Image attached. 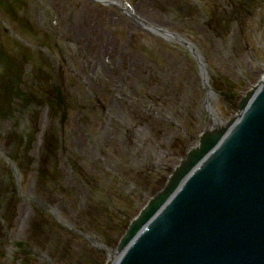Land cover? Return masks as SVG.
Here are the masks:
<instances>
[{"label":"rangeland","instance_id":"1","mask_svg":"<svg viewBox=\"0 0 264 264\" xmlns=\"http://www.w3.org/2000/svg\"><path fill=\"white\" fill-rule=\"evenodd\" d=\"M113 1L119 4L117 3L115 7L103 4L101 6V2L99 1L98 3L97 0H0V25H3L2 28H10L8 32H12V34L18 32V35H7L3 31L4 36L0 37V105L3 107L0 109V115H5V117L4 115L0 117V137L5 139L6 147L3 148L0 145V203L5 205L3 208L7 211L1 209L5 213L0 212V264H10L8 262L9 258H13V264H20L19 259L20 256L21 258L23 257V252H19L18 248L21 247L17 246V242L22 237H26L24 230L21 231V229L26 228L25 223H28V220L30 222H38L47 227L48 234L50 238L52 237V246L48 244V239L50 238H44L45 244L51 248L48 251L49 253H47V257L51 256L52 264H58L59 262L62 264H98L99 261L97 260L100 258L95 259L89 256L90 249L92 247L96 249V244L92 242L96 240L100 242L97 244V248L103 247L101 248L103 250L101 252V249L98 248L95 253L98 257L102 256L104 258L106 251L116 248L117 238L121 237L126 231L123 225L127 227L129 223L127 219L130 220V214L127 212L131 213L141 202L139 197H130V190H128L130 172L125 179L119 177V179L112 181L110 184H105L108 183L105 180L107 176L115 175L114 171L117 170H114L115 166L125 171L122 167L123 155L119 154V152L120 143H125V141L120 139L124 140L126 133L121 128L118 129L117 126L112 125L111 131L116 139V142H113L105 140V137H100L101 133L98 134V132L85 129L91 127V119H93L96 108L100 109L104 106L96 104H100V99L95 97V93L98 94L99 91L91 90L90 92L89 83L95 87L98 86L99 82L102 83L101 87L98 86V88L101 89L102 94L106 95H102L105 103L109 101L112 93L117 91V95H114L119 96V93H122L119 91H123V96L117 100L119 106H116V109L119 114L122 111L126 119L130 118V112L132 111L127 105V100L129 99L127 97L124 98L127 94H130V99H136L134 95L139 90L141 98H144L145 95L150 102L159 103L167 95L164 92L165 89L183 92V87H185L187 91H190L186 86L185 75L187 74L182 67L185 64L184 55L180 51L172 49L171 46L146 36L139 31H135L130 39V28H127L129 26L125 22L126 20L122 19L124 10L122 7L125 5L130 9V0ZM131 1L142 2L139 13L143 15L150 13L151 21L154 24H160V26L164 27L161 20H167L169 22L167 25L169 26L165 27L177 30L185 36L193 38L208 60H212L217 64L219 56L222 57V52L216 51L220 40L209 32L202 22H199L200 11L194 4V0H173L174 4L188 8L193 15L195 14V17L190 19H184L173 14L171 5L167 6V9L171 12L161 13L156 7L159 8L163 0ZM166 1L170 2V0ZM120 6L122 9H120ZM173 7L175 8L174 5ZM222 7L225 9L224 4ZM5 9L15 12L16 15L20 13L21 17L19 16V20L21 18L30 20V24L34 29L38 30L35 32L36 35L30 34V36L23 39L20 31L23 26L19 25L18 15L16 19H13V27H9L7 22L1 20ZM39 20L43 21L38 22ZM251 21L252 26L255 25V27L251 31V24H246L251 33L250 38L249 36L247 38L248 41L246 42L245 39L236 36L240 40L238 46L242 45L240 53L237 52L235 55V58L240 57L235 62L237 67L233 68L231 66L233 60L228 64L232 68L230 71H233L236 76L233 78L240 85L245 84L244 81L246 80H255L254 77L259 71L257 69L259 67L262 69L263 67L261 66L264 65V9L263 13H257L254 20ZM40 27L44 31H39ZM40 32L44 36L39 35ZM124 34L130 40V46L127 44V39L126 41L123 40L124 44H119L118 40ZM24 40L30 41L33 48H27ZM63 40L67 41V48L62 47L61 42ZM109 44L115 46V48L113 49L112 46V48H109ZM245 45L248 46L246 47ZM148 46L152 50L146 48ZM229 47L232 48V45L229 44ZM49 55L53 62L51 64L47 63ZM131 59L139 60V65L135 69L130 66ZM170 61L173 62V65L170 66V70L173 69L171 72L177 73L174 76L175 78L169 77L168 63ZM134 63L137 62L135 61ZM186 63L190 67V76H195L197 79V74L191 64L187 61ZM219 64L222 65L221 61H219ZM119 71L121 74L118 75ZM130 71L133 73L132 76H130ZM160 74H166V80L162 81ZM218 74L219 76L222 75L221 71H218ZM137 79L138 83H134L133 81ZM143 80L145 82H142ZM144 83L145 85H143ZM135 84L138 86H135ZM23 85L28 91L32 90L36 97L42 101L43 105L48 104L47 101L52 98L60 102L57 105L61 107L60 110L58 107H54L46 113L45 109H43L38 112V119L35 121L39 128H44L42 121L46 119L44 125L46 126L45 130H48L51 123L57 125V120H53L51 113L56 112V117L63 114L64 123L60 125L61 128H57L58 132L64 133L63 138L58 140L59 146L62 147L60 148L61 151L66 152L68 150V141L73 136H81L83 132L85 133L82 136L83 139L80 142V146L78 148L73 147L75 150L72 149L71 154L75 156L74 158L79 159L80 166L85 165L84 170L78 165V162L73 160L67 162L68 158L72 156L65 155V153L59 155L63 158L61 161L58 160L55 165H48L39 158L40 147L38 144L31 147L24 144L28 152L24 154V161H22L23 157L20 153V147L23 143L18 140V135L21 133H24L25 136L29 134L26 128L22 127L23 125L17 124L16 119L20 116L9 111V107L14 108L15 111H17V107H26L24 100L19 99V101L17 99L18 101L11 103V98L13 99V96L16 97L17 95L18 87ZM130 85H134L135 88ZM126 87H130V91ZM192 90L197 91V98L194 99V102L196 104L200 103L199 79L198 82L195 81ZM179 94V92L172 93L176 97ZM185 102L188 104L186 100ZM62 108L63 112H60ZM105 108L104 110H106ZM196 109L200 115L199 104ZM108 112L112 115L110 108ZM44 114H46V117H44ZM103 119L104 117L101 118V120ZM176 119H179V115ZM183 121L185 120L179 119L182 126H187V123H183ZM126 122H129L128 119ZM32 124L31 122L30 125L32 126ZM14 126L16 129H14ZM162 132L164 133L165 131ZM106 137L109 138L110 136ZM128 137L130 138V134H128ZM14 138L17 141V145L14 142ZM28 138L29 136L26 139ZM97 144L100 145L99 148ZM66 145L68 146L66 147ZM97 149L100 150V153L99 150L96 151ZM30 152L33 156H31ZM46 152L50 154L49 151ZM53 152L56 153V149ZM76 152H78L77 156L79 157L75 155ZM91 157L92 160H90ZM86 164H90V166ZM36 169H41L42 173L45 172V176L53 179L38 180L37 177L34 179L33 175L28 173ZM79 170L86 173L90 170L93 173L85 176L82 173L80 174ZM69 173L71 177H69ZM67 174L69 175L66 176ZM17 176H20L18 177L19 179ZM15 180L21 181V187L19 191L17 190V193L11 189L12 185L10 184L15 182ZM87 183L91 186L92 184L94 185L92 189L88 188L90 190H87V192H91L88 193L89 195L87 193L85 195V191L82 189L85 188L84 186ZM37 184L41 185L38 188L40 191H36L35 186ZM121 188H126L123 193L120 192ZM17 200L20 201L19 204H17ZM61 200H64V203H56ZM80 201H87V204L92 206L87 208V212H90L89 214L85 213L84 215L82 213L81 216L77 214V211H80L78 210ZM53 204L61 207L62 211H66L68 221L65 220V215H60L61 219H59ZM46 206L53 208V212L45 210ZM24 208L26 211H24ZM29 208L33 210L31 213ZM16 216L19 220H17ZM123 217H127L125 219L126 222L123 221ZM80 218L84 219L83 226H79L81 224ZM64 220L68 225H66ZM7 221H10V223ZM58 222L60 225L57 224ZM76 224H78V227L74 226ZM105 224L108 228L106 230L103 229ZM87 226H90L93 232L90 235L92 238L88 237L86 239L85 237L84 239L85 230L91 231L86 229ZM68 227L72 229H68ZM108 232L110 234L106 237L105 233ZM39 233L42 234V232L37 231L34 234L36 236L34 238L36 241L41 242ZM71 240L75 242H71ZM14 242H16V249H13L15 247L13 245ZM61 242L63 243L62 245H68L69 252L66 251L67 248L61 245ZM73 245L75 246L74 248L84 247V250L72 249ZM9 247H11V251L7 250ZM28 247L29 245L25 249L29 254L27 260L30 261L26 260L25 264H51L48 263V258L43 259L42 257L38 258V255L35 256V251L40 255L43 254L40 248L37 249L35 246ZM29 249L33 250L34 253H30Z\"/></svg>","mask_w":264,"mask_h":264},{"label":"water","instance_id":"2","mask_svg":"<svg viewBox=\"0 0 264 264\" xmlns=\"http://www.w3.org/2000/svg\"><path fill=\"white\" fill-rule=\"evenodd\" d=\"M125 264H264V86Z\"/></svg>","mask_w":264,"mask_h":264},{"label":"bare ground","instance_id":"3","mask_svg":"<svg viewBox=\"0 0 264 264\" xmlns=\"http://www.w3.org/2000/svg\"><path fill=\"white\" fill-rule=\"evenodd\" d=\"M100 2H101V6H102V4L103 5H111V6H116V4L118 3V2H114L113 0H99ZM99 1L97 0V2L99 3ZM96 2V3H97ZM119 4V3H118ZM4 8V7H3ZM124 10H123V14H122V19H124V20H126L125 22L128 24V26L129 27H127L128 29L130 28L131 29V27H133V28H135V26L130 22V20H128L129 18H130V9H128V7H126L125 5L122 7ZM121 8V6H120V9H122ZM7 9H5V11L3 10V15H2V18H1V20H4L5 22H7L8 23V25H9V27H13L12 25H14V20L13 19H16L17 18V15H18V21L20 22V24L19 25H22L23 26V28H21L20 29V31H21V35H22V37H23V39L25 38V37H28V36H30V34H32V35H36V31H38V30H36V29H34V27L30 24V20L28 21V20H26L25 18H21L20 20H19V16L21 17V15H20V13H17V15H16V13L15 12H11L10 10H7ZM1 12V11H0ZM146 14H148V13H146ZM6 15V16H5ZM23 17V16H22ZM43 20H39L38 22H42ZM161 22L164 24H166L167 25V23H169V22H167V20H161ZM1 26V25H0ZM3 26V25H2ZM2 26L0 27V37H2V36H4V33H3V31L5 32V33H7V35H13V34H16V35H18V32H16V33H13L12 34V32H8L9 31V29L10 28H7V27H3L2 28ZM42 27V26H41ZM41 27L39 28L40 30L39 31H44V30H42L41 29ZM11 31V30H10ZM14 31V30H13ZM90 31H92V30H90ZM126 31H128V30H126ZM43 33V32H42ZM39 35H43L44 36V34H41V32H40V34ZM126 37H125V34H124V36L122 35V37L120 38V40H118L119 41V44H124L123 42L124 41H126ZM124 40V41H123ZM24 42H25V46L27 47V48H29V49H31V48H33V46H31V42L30 41H25L24 40ZM121 42V43H120ZM105 43H106V41H105ZM127 44L130 46V40H128L127 39ZM61 45H62V47H64V48H67V41L66 40H63L62 42H61ZM76 45V44H75ZM112 45H110L109 44V48L111 47ZM113 47V49L115 48V46H112ZM111 47V48H112ZM126 47H127V45H126ZM128 49H130V48H128ZM47 59H48V61H47V63H49V64H51V63H53L52 62V59H51V56L49 55V57H47ZM46 59V60H47ZM137 62V63H134V62ZM112 63V62H111ZM139 60L138 59H136V60H134V59H131L130 60V66L133 68V69H135L139 64ZM113 64V63H112ZM169 65L170 66H172L173 65V62L172 61H170L169 62ZM168 70H170V69H168ZM171 70H173V69H171ZM171 70L169 71V74H170V76L172 77L173 76V73L171 72ZM115 71V70H114ZM117 71H118V68H117ZM131 72V71H130ZM116 73H118V72H116ZM119 74H121L120 73V71H119V73H118V75ZM102 83L101 82H99V84H97L99 87H101L100 85H101ZM90 85V86H89ZM89 85H88V88H90V92H91V90H98L99 91V93L98 94H96L95 93V97L97 98H99L100 99V104H98V103H96L97 105H104L103 106V108H100V109H97L96 108V111H95V114H94V116H93V119H91V124H90V126L91 127H87V128H85L86 130H90V131H94V132H98V134L99 133H101L102 135H99L100 137H105L106 139L105 140H109V141H113V142H116V139L114 138V136H113V133H112V131H111V129H112V125L113 126H117V128L118 129H122V130H124L125 131V135H124V140L121 138L120 140L121 141H125V143H120L121 145H120V152H119V154H121V155H123L122 157H123V159H122V167H123V169H125V171H123V170H121V169H119V168H117V166H115L114 168V170H116V171H114V173H115V175H113V176H107V179H105L108 183H105V184H110L112 181H115V180H117V179H119V177L120 178H122V179H125L126 177H128V173L130 172V138L128 137V134H130L129 133V131H130V118L128 117L127 119H128V121L129 122H126L127 121V119H126V117H125V115H123V112L121 111L120 112V114L118 113V110L116 109V106H119L118 104H117V100L119 99V98H121L122 96H123V91H119V92H122V93H119L120 95L119 96H116L117 95V91H115V93H112V95L110 96V99H109V101H107L106 103H105V101L103 100L104 98H102V95L103 96H106V95H104V94H102V91H101V89H99L98 88V86H94L93 84H91V83H89ZM127 88V90H129L130 91V87H126ZM119 89V88H118ZM18 91L20 92V93H17V95H16V97L15 96H13V99L11 98V103H13L14 101H18L17 99H20V100H24L25 102H24V104L26 105V107L24 106V107H17V111H15V109L14 108H10L9 107V111H11V112H14V113H16V114H18L20 117H17V119H16V121H17V124H19V125H23L22 127H25L26 128V130H27V132H28V134L29 135H26L25 136V134L24 133H21V132H19V133H21L20 135H18V140L21 142V143H23V145H21V147H20V149H21V151H20V153H21V156L23 157L22 158V161H24V154L26 153V152H28L26 149H25V146H24V144H27L29 147H31V146H33V145H35V144H38L39 145V147H40V149H39V158L41 159V160H43V161H45L48 165H55L56 163H58V160H62L63 158L62 157H60L59 155L61 154V155H63L64 153H65V155H71L72 154V149L73 150H75L73 147H77L78 148V146H80V142H81V140L83 139V135L85 134L84 132L82 133V135L81 136H73L72 137V139L71 140H69L68 141V145H69V148H68V150H66V152H63V151H61L60 150V148H62V147H60L59 146V139L60 138H63V135H64V133H60V132H58L57 131V128H61V123H63V121H64V119H63V114H61L60 116L58 115V117H56V112H52L51 113V116H52V118H53V120L55 119V120H57V125L56 124H53V123H51L50 124V126L48 127L49 129L48 130H45L46 129V126L44 125V123L46 122V119H44V121H42V124H43V126H44V128L42 127H40L39 128V126H37V124H36V119H38V112L39 111H41V110H43V109H45V111H46V113H47V111H50L52 108H54L55 107V105H54V103H56V99H54V98H52L51 100H49V101H47V103L48 104H44L43 105V103H41L42 101L39 99V98H37L36 96H35V94H33V91L32 90H30V91H28L27 89H25V86L23 85L22 87L21 86H19L18 87ZM114 94H116V95H114ZM109 96V95H108ZM128 98L129 100H127V105H128V108L130 109V94H127V96H125L124 98ZM19 100V101H20ZM54 102V103H53ZM41 103V104H40ZM108 106H107V105ZM106 107V108H105ZM3 107L0 105V109H2ZM104 108L106 109V110H104ZM109 108H110V110H111V113H112V115H110V112H108L109 111ZM62 110H63V108H62ZM60 111V112H63V111ZM108 110V111H107ZM2 113V112H1ZM4 114H1L0 115V117H2ZM48 116V115H47ZM4 117H5V115H4ZM3 117V118H4ZM44 117H46V114H44ZM49 117H50V115H49ZM56 117V118H55ZM102 117H104V119L103 120H101V118ZM10 119V118H9ZM2 121H3V119H2ZM33 123L32 124V126L30 125V123ZM53 122V121H52ZM56 122V121H55ZM97 124H99V125H97ZM42 126V125H41ZM124 127H125V129H124ZM25 128H22V129H25ZM14 129H16V127L14 126ZM128 129H129V131H128ZM115 133V132H114ZM106 134V135H105ZM105 135V136H104ZM29 136V142H28V139H26L27 137ZM106 136H110L109 138L108 137H106ZM123 137V136H122ZM0 139H1V142H0V145H2L3 146V148H6L5 147V139L3 138V137H0ZM117 140H119V139H117ZM14 142H16V145H17V141H16V139L14 138ZM101 142H104V141H101ZM48 144V145H47ZM68 145H66V147L68 146ZM97 147L99 148L100 147V145L99 144H97ZM53 149V150H55L56 149V153L55 152H53V150H51V149ZM99 149H97L96 151H98ZM46 151H49L50 152V154H48ZM32 152V151H31ZM30 152V154H31V156H33V154ZM41 153V154H40ZM99 153H100V150H99ZM42 154H45V155H42ZM77 154H78V152H76V156H77ZM125 155V156H124ZM72 156V155H71ZM75 156H72L71 158H68L69 160L67 161V162H69V161H74V162H78L79 163V159H77V158H74ZM77 157H79V156H77ZM92 157H93V155H92ZM92 157H91V159L90 160H92ZM107 158V157H106ZM107 159H109V158H107ZM106 159V160H107ZM104 160V159H103ZM41 164V163H40ZM40 164H38V165H40ZM79 166H80V163L78 164ZM87 166H90V164H86ZM83 170L85 169V165L83 166V165H81L80 166ZM90 169V168H89ZM104 169H106V167H104ZM41 170V169H40ZM40 170H38V169H36V170H33V171H31V172H29L28 174H30L31 173V175H33V177H34V179L37 177L38 178V180H42V179H45V178H47L48 180H51V179H53L51 176V178H48L47 176H45L44 174H45V172H41ZM79 172H80V174L82 173L83 175H85V176H88V174L89 173H93V171H90V170H88V173H86V172H84V171H81V170H79ZM37 173H39V174H37ZM51 174V173H50ZM70 174V173H69ZM69 174H67L66 176H68ZM120 174H121V176H120ZM52 175V174H51ZM90 175V174H89ZM130 176V175H129ZM18 177H20V176H17V178ZM54 177V176H53ZM69 177H71V174L69 175ZM19 179V178H18ZM18 181V182H17ZM15 182H17V183H15ZM15 182H13V183H10L11 185H12V187H11V189H13V191H15V193H17L18 191H19V189H20V182L21 181H19V180H15ZM50 184V183H49ZM92 184V183H91ZM41 185L40 184H37L36 186H35V188H36V191H40V189H38L39 187H40ZM52 186H54V185H52ZM52 186H49V187H52ZM85 188H82L84 191H85V195H86V193L88 194V193H91L90 191L89 192H87V190H90V189H92L93 187H94V185L92 184V186L91 185H89V183H87V185H85L84 186ZM90 187V189H88ZM126 189V188H125ZM125 189H120V192H122L123 193V190H125ZM18 190V191H17ZM73 190H75V189H73ZM128 190H130V186L128 187ZM118 194V193H117ZM51 195V194H50ZM89 195V194H88ZM100 197V196H99ZM85 198V197H84ZM91 198V197H90ZM93 201V200H92ZM16 202V201H15ZM19 202L20 201H18L17 200V204H19ZM64 203V200H61V201H57L56 203ZM55 204V203H54ZM53 204V208H55V210L57 211L56 213H58V215H59V219H61L60 217L62 216V215H65L64 217H65V220L66 221H68V217L66 216V211H62V208L61 207H57L58 205H54ZM24 205V204H23ZM78 206H79V209L78 210H80V211H77V214L79 215V216H81V214L82 213H84V215H85V213H90L89 211L87 212V208H91L92 206L91 205H88L87 204V201H80V204H78ZM3 207H5V205L4 204H2V203H0V212H3V210H5ZM30 208H32V207H30ZM29 208V211H30V213L33 211V210H31ZM53 208H51V207H49V206H46V209L45 210H47V211H51V212H53ZM1 209H3V210H1ZM9 209V208H8ZM25 209V208H24ZM68 209V208H67ZM6 211V210H5ZM24 211H26V209L24 210ZM29 211H28V213H29ZM7 212V211H6ZM127 212V211H126ZM3 213H5V212H3ZM15 213V212H14ZM25 213H27V212H25ZM28 213H27V215H28ZM127 213H129L130 214V212H127ZM57 215V216H58ZM61 215V216H60ZM89 216V215H88ZM18 217H19V215H18ZM16 218H17V216H16ZM22 218V217H21ZM31 218H32V216H31ZM127 217H123L122 219H123V221L124 222H126L125 221V219H126ZM17 220H19V218H17ZM64 220V222L66 223V225H68L67 224V222ZM80 220H81V224L79 225V226H83L84 224V219L83 218H80ZM21 221V220H20ZM61 221V220H60ZM7 222H9L10 223V221H7ZM127 222H129L130 223V220L129 219H127ZM8 223V224H9ZM91 223V222H90ZM89 223V224H90ZM20 224L22 225V221L20 222ZM24 224V223H23ZM57 224H59L60 225V223L58 222ZM62 224V223H61ZM87 224V223H86ZM15 225H16V222H15ZM55 225H56V223H55ZM62 225H64V224H62ZM88 225V224H87ZM91 225V224H90ZM14 226V225H13ZM12 226V227H13ZM25 226H26V228L25 229H21V231L22 230H24L23 232H25L24 233V235L26 236V237H22L20 240H18L19 242H17V246L18 247H21V248H18L19 249V252H23L22 253V258H21V256H20V259H19V263L21 264H25V262H26V260L29 258L28 257V253L26 252L27 250L25 249V247H27L28 245H29V247L31 246V247H33V246H35V248H37V249H39L40 248V250L43 252V254H39V253H36V251H35V253H34V251L33 250H28V251H30V253H34L35 254V256L36 255H38L39 257L38 258H40V257H42L43 259H47L48 257H47V253H49L48 251H50V247H48L46 244H45V238H50V235L48 234V229H47V227H45L43 224H40V223H38V222H35V221H33V222H30L29 220H28V223L26 222L25 223ZM74 226H77L78 227V224H76V225H74ZM92 226V225H91ZM21 227H23V226H21ZM123 227L124 228H126L127 229V232H124V234L121 236V237H118L117 238V240H116V242H117V246H116V248H114L113 250H110V251H106V258L104 259L102 256V258L101 257H98L97 255H96V253H95V250L96 249H98V248H100V247H98L97 248V244H99L100 242L98 241V240H96L95 242H92V243H94V244H96V249H95V247H92L91 249H90V253H89V256L91 257V258H95V259H99V260H97V261H99L98 262V264H125L126 262H127V260L130 258V225L129 224H127V227H125L124 225H123ZM14 228V227H13ZM106 228H107V226H106V224H105V226H104V230H106ZM15 229V228H14ZM68 229H72L71 227L69 228L68 227ZM86 229H90V226H87L86 227ZM108 229V228H107ZM125 229V230H126ZM91 230V229H90ZM37 231H40V232H42V234L41 233H39L40 235H41V242L40 241H36V239L34 238V237H36V236H34V234H36V232ZM44 232V233H43ZM92 230L91 231H86L85 230V232H84V239H85V237H86V239L88 238V237H90V238H92L90 235H92ZM110 233L108 232V233H105V235H106V237L109 235ZM28 235H29V237H28ZM72 236H76V235H72ZM78 236V235H77ZM80 236L83 238V236L80 234ZM45 237V238H44ZM79 238V237H78ZM51 239H52V237L50 238V239H48V244L49 245H51L52 246V244H53V242L51 241ZM61 239V238H60ZM59 239V240H60ZM71 239H73L72 237H71ZM71 242H75L74 240H71ZM107 242H109V241H107ZM111 242V241H110ZM91 243V242H90ZM7 244V243H6ZM5 244V245H6ZM63 243L61 242V245H62ZM112 244V243H111ZM13 245H15V247H13V249L15 248L16 249V242H14L13 243ZM62 246H64L65 248H67L66 249V251L67 252H69L68 251V249H69V247H68V245H62ZM99 246V245H98ZM28 247V248H29ZM75 246L73 245V247H72V249H78L79 251H82V250H84V247H78V248H74ZM6 248V247H5ZM4 248V249H5ZM101 248H103V247H101ZM100 248V249H101ZM7 250H9V251H11L12 249H11V247H9ZM71 250V249H70ZM102 250L103 249H101V252H102ZM99 252V251H98ZM97 252V253H98ZM33 254V255H34ZM4 255H5V253H4ZM3 255V256H4ZM50 256V255H49ZM13 258H9V260H8V262L10 263V264H13V260H12ZM51 259V256L48 258V263H51L52 264V260H50ZM102 259V260H101ZM27 261H30V260H27ZM32 261V260H31ZM95 261V260H94ZM95 263H97V262H95ZM58 264H62L61 262H59Z\"/></svg>","mask_w":264,"mask_h":264}]
</instances>
